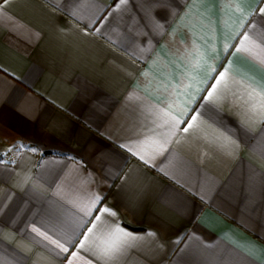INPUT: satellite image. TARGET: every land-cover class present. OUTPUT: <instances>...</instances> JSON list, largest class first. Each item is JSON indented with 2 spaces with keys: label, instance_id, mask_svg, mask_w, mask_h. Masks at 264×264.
<instances>
[{
  "label": "crops",
  "instance_id": "0c3cea01",
  "mask_svg": "<svg viewBox=\"0 0 264 264\" xmlns=\"http://www.w3.org/2000/svg\"><path fill=\"white\" fill-rule=\"evenodd\" d=\"M260 9L0 0V264H261Z\"/></svg>",
  "mask_w": 264,
  "mask_h": 264
},
{
  "label": "snow or ice",
  "instance_id": "6c2138e0",
  "mask_svg": "<svg viewBox=\"0 0 264 264\" xmlns=\"http://www.w3.org/2000/svg\"><path fill=\"white\" fill-rule=\"evenodd\" d=\"M261 12H264V9H260ZM225 73H220V76L217 78V83L220 82V80L224 77ZM216 88V84L212 85V89L214 90ZM212 91L208 92V96L204 97L205 100H208L211 96H212ZM261 108H264V105L260 106ZM193 120L196 119L195 116L192 117ZM177 123H179V121H177ZM192 125L189 124L188 127H191ZM188 127H186L184 129L185 132L188 131ZM141 159H143V157L141 156ZM103 198L101 196H96L93 198L92 203L93 204H97L99 203ZM91 209H89V213H90ZM103 213H107V215L109 216H115L116 213L114 212V210L109 209L107 207H104L100 210ZM86 213V214H89ZM96 221H101L102 217L100 215L96 216ZM95 227V225H94ZM89 232H92L93 229L89 228L88 229ZM128 238H132L135 239L134 237H132L131 233L126 232L123 228H120L119 226L115 227L111 233L109 234V239L106 242L104 248L102 249V253H101V257L104 261V264H114V262L119 258V256L122 254L125 246H126V240ZM81 244L83 245V242H81ZM60 247L63 248L64 252H67L68 249L66 247H63L62 245H60ZM262 252H264V249L261 250ZM73 256L76 255V253L72 254ZM261 264H264V261L261 262Z\"/></svg>",
  "mask_w": 264,
  "mask_h": 264
}]
</instances>
